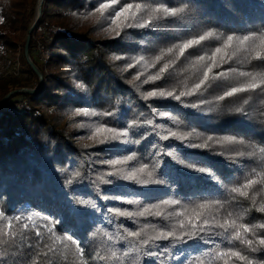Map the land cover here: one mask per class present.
I'll return each instance as SVG.
<instances>
[{
  "label": "trees",
  "instance_id": "16d2710c",
  "mask_svg": "<svg viewBox=\"0 0 264 264\" xmlns=\"http://www.w3.org/2000/svg\"><path fill=\"white\" fill-rule=\"evenodd\" d=\"M101 4L111 5L103 15ZM128 4L144 8L135 19L120 17L117 27L115 13ZM161 6L183 11H152ZM36 8L37 0H0V66L11 68L17 54L23 66L16 74L0 72V100L40 85L25 57ZM208 32L213 35L181 54L185 43ZM229 35L254 36L259 44L264 0H44L29 46L43 86L0 107V264H194L229 249L264 264V247L245 248L214 226L225 219L264 224L257 211L264 185L248 189L247 198L231 191L264 173V86L225 96L248 82L240 72L264 73V60L252 59L254 53L234 41L213 66L210 58ZM209 67L208 81L196 89ZM157 74L160 79H148ZM152 91L174 95L147 97ZM100 124L127 136L96 143L89 137ZM225 137L234 142L216 143ZM206 141V148L190 146ZM133 154L108 175L116 168L105 161ZM144 164L152 177L125 178ZM171 200L179 203H163ZM205 203L211 205L209 225L196 236L139 243L160 231L175 229L179 236L184 217L177 214ZM117 209L133 215L119 216ZM145 209L150 212L139 216ZM128 231L143 235L127 237ZM261 236L264 229L256 228L248 238Z\"/></svg>",
  "mask_w": 264,
  "mask_h": 264
},
{
  "label": "snow or ice",
  "instance_id": "6c2138e0",
  "mask_svg": "<svg viewBox=\"0 0 264 264\" xmlns=\"http://www.w3.org/2000/svg\"><path fill=\"white\" fill-rule=\"evenodd\" d=\"M113 3H116L117 0H112ZM110 4H101L100 7L97 9V11L103 15V13L110 8ZM144 6L141 4H128L124 8H122L119 12L115 13V18L113 19V24H116L117 27H121L120 23H117L118 20H120V17H124V21H128L131 19H135L143 10ZM154 13H163L166 16H176L179 12H182L183 9H176V8H168V7H157L152 10ZM2 22V21H0ZM124 26H131L130 24H124ZM141 27H144L146 25L141 24ZM213 35L212 32H208L205 35L200 36L198 39H193L188 41L183 45L181 48V54H183L184 49H187L195 44H199L201 41L207 39L208 37H211ZM256 37L254 36H243L241 37H234L232 35H229L227 39L224 42L223 48H217L216 53L211 57L213 61V66L216 65V55L223 53V55H220L221 61L224 60L226 53V49L230 48L233 45L234 41H238V44L240 48L249 50L254 53L252 56V59H258V60H264V36L259 37V44H256ZM249 42H251V48L248 49L247 46L249 45ZM171 51V49L169 50ZM119 59V57H117ZM161 59V57H157V61ZM200 60H204V57H200ZM168 65H165L163 68L160 69V72L163 73L167 70ZM212 71V67H209L207 72L204 74V79L201 80L200 84H197L195 86L196 89H199L201 85H203L206 81L209 79L208 73ZM221 76L224 75L223 73L220 74ZM240 76L249 77V80L246 84L241 85L240 87H234L231 89V91H228L225 93V96H232L238 92H244V91H250L254 90L256 88H259L261 86H264V73H258L253 74L250 72H240ZM259 77V79H258ZM161 76L159 74L150 76L148 79L151 81H155L160 79ZM216 77H213L215 79ZM147 82V81H145ZM194 91V90H193ZM193 91H189L187 93H181L182 95H192ZM174 93L172 92H164V91H152L147 94V97H155V96H173ZM180 96H175V99L179 100ZM146 97V98H147ZM219 99H224V97H220ZM82 111V110H81ZM77 114H80L79 112ZM92 115H96V113H92ZM147 123H151V121H148ZM127 136L126 131H119L112 127H107L104 124H100L97 126L94 131L92 132L89 139L93 140L96 143L104 144L109 141H116L119 140L121 137ZM171 136L176 137L177 133L172 132ZM181 140L186 139V137H179ZM164 139H168L167 136L164 137ZM213 138L208 137V141H211ZM234 142V138L231 137H225L221 140L216 141V143L220 144H231ZM240 143H243V141H239ZM191 147L195 148H206L208 147L207 141L204 144H193L190 145ZM259 151L264 152V149H260ZM134 159L133 155L125 156L122 159H114L105 161V163L111 164L114 168H116V172H109L108 175H116L119 172V168L117 166L125 165L129 161H132ZM187 167L193 168L199 172H205L206 170L204 168H197L194 164H188ZM149 166L147 164H144L140 168H138L135 171L129 172L128 175L125 177L126 179L131 180H137L140 175H146L147 177H152L153 173L148 170ZM77 176H79V173H76ZM71 183V181H69ZM141 183H148V180H142ZM256 184H262L264 185V173L258 174L256 179H250L245 183L244 185L240 187H234L231 189L232 192L237 193L238 195L242 197H249V191L248 189H251ZM261 191H264V189H261ZM253 204L256 203L255 197H252ZM129 203H134V201H128ZM80 203H87V201H81ZM164 204L167 205H175L178 204L179 201L171 200V201H164ZM211 207L209 204H199L196 208H193L191 210V214L188 213L186 210L185 212L178 213V216L184 217V219H181L178 221V228L181 230V234L178 236L175 229L169 230V231H160L155 236L144 238L139 241L140 244L147 245L149 243V239H168V238H176V239H183L184 236L193 237L196 236L198 231H203L204 226L209 225V220L205 216V211L208 210ZM257 211L264 213V202H262L259 207L257 208ZM150 212V209H145V211H141L138 213L139 216H144L146 213ZM116 213L119 216H132L133 213L126 212V211H120L116 210ZM156 216H160L161 213L159 211L155 212ZM4 214L0 213V218H3ZM229 216H231V213H229ZM16 220H19L20 217H16ZM31 220V217L28 218ZM197 221H202V223H197ZM215 227H218L220 229H223L225 232H230L229 240L230 241H238L240 244H243L245 248H251L254 251L256 250L254 248V245H259L264 247V236L258 237L255 240L248 238L249 235L255 236V229L256 228H262L264 229V224L260 225H252L249 226L247 224L238 223L236 219H225L222 223L216 222ZM8 227H11V223L9 222ZM51 231V229H49ZM55 236V234H53ZM143 235L142 231H128L127 237L132 238H139ZM67 239V238H65ZM123 239V237H122ZM60 237H55V241H59ZM81 257H82V250H81ZM151 254V253H146ZM111 258H117L116 253L113 252L111 254ZM101 259H105V257H101ZM213 261H220L222 264H232L233 261H240L243 262V264H251V261L246 257L244 254H242L241 251L238 250H232L229 249L227 251H216L214 256L212 257V260L205 261L204 259H196L194 264H213ZM80 264H83V260L81 259Z\"/></svg>",
  "mask_w": 264,
  "mask_h": 264
},
{
  "label": "water",
  "instance_id": "95a60500",
  "mask_svg": "<svg viewBox=\"0 0 264 264\" xmlns=\"http://www.w3.org/2000/svg\"><path fill=\"white\" fill-rule=\"evenodd\" d=\"M43 3L44 0H37V8H36V15H35V22L32 25V27L30 28L29 32H28V36H27V40H26V47H25V57L26 60L29 64V66L33 69V71L35 72V74L38 76L39 80H40V85L37 89H30V88H23V89H18V90H14L12 92H10L7 96H5L2 100H0V107L7 102L13 95L16 94H29V95H33L36 94L37 92H39V90L42 88L43 86V75L40 72V70L37 68V66L34 64V62L32 61V59L30 58V54H29V46H30V42L33 36V32L34 29L36 28L40 18H41V14H42V7H43Z\"/></svg>",
  "mask_w": 264,
  "mask_h": 264
},
{
  "label": "rangeland",
  "instance_id": "374dc122",
  "mask_svg": "<svg viewBox=\"0 0 264 264\" xmlns=\"http://www.w3.org/2000/svg\"><path fill=\"white\" fill-rule=\"evenodd\" d=\"M12 58V63L13 66L11 68H3L2 65L0 66V72L3 75L6 74H16L18 73L19 70H21V68H23L22 64L20 63V57L17 54L16 56L11 57Z\"/></svg>",
  "mask_w": 264,
  "mask_h": 264
}]
</instances>
